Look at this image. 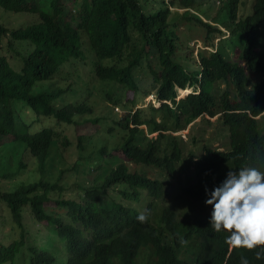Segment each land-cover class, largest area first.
Wrapping results in <instances>:
<instances>
[{
  "label": "trees",
  "instance_id": "1",
  "mask_svg": "<svg viewBox=\"0 0 264 264\" xmlns=\"http://www.w3.org/2000/svg\"><path fill=\"white\" fill-rule=\"evenodd\" d=\"M38 1L0 0L5 12L37 15L25 28L0 24V39L24 45L20 71L0 57V264H20L24 252L28 264H136L139 256L144 264H240L241 256L264 264L255 258L259 248L232 249L228 232L190 215L205 201L197 189L166 204L167 179L185 156L200 189L222 168L264 171V79L252 81L264 75V0H213L208 8L205 0ZM172 9L205 30L198 55L179 35ZM214 21L227 22L229 36ZM217 32L225 38L215 44ZM191 88L178 100L180 89ZM152 94L161 106L140 107ZM121 107L127 113L119 118ZM205 116L218 117L226 149L204 138L188 149L170 134ZM99 136L105 140L92 149ZM66 164L73 173L98 171L94 185L72 183ZM114 191L121 197L103 206ZM143 193L141 223L142 211L127 201L142 204ZM28 208L54 227L45 243L28 237Z\"/></svg>",
  "mask_w": 264,
  "mask_h": 264
},
{
  "label": "rangeland",
  "instance_id": "2",
  "mask_svg": "<svg viewBox=\"0 0 264 264\" xmlns=\"http://www.w3.org/2000/svg\"><path fill=\"white\" fill-rule=\"evenodd\" d=\"M212 2L213 0H205L204 1V3H206L205 8H208ZM71 6L73 7V5ZM172 10L175 13L174 18L175 19L178 18V29L177 30L179 32V35L185 41H187V42H184L186 46H189L187 48H189L191 52H193L195 55H198L199 50L205 48V43H206L205 42V37H206L205 30L201 26H199L198 23H196L195 21L184 20L182 17V14L185 12L184 10H176V9H172ZM212 11H213V16H215L218 10L215 6H212ZM192 12L194 13V11ZM35 18H37L36 14L25 13V12L9 13V12H5L4 10L0 9V24H3L12 29L25 28L27 26L34 25L33 23L36 22ZM202 18L206 22L212 19L210 17L211 19L208 20V18L205 15L202 16ZM214 26L218 28L219 30L223 31L226 34V36H229V28H228L227 22H223L220 24L214 21ZM214 35H215L214 37L215 44H218L222 39L225 38V37L221 38L218 32L215 33ZM232 39L236 40V44H238V40L235 36H233ZM261 41L263 42V47H262V44L260 45V47L262 50V54L264 55V35ZM23 47H24L23 43L11 42L7 38L0 39V57L1 56L7 57L11 66L16 71H20V69L23 66V61H22V57L24 56L23 51H22ZM16 51H18V53H16ZM91 78L93 79V81H95L93 77ZM262 79H264V75L260 73L256 77L252 78V81L258 82ZM59 84L66 85L68 83L63 80V81H59ZM98 86L101 89L102 96L106 97L107 90L104 89L103 84L99 83ZM190 90H191L190 93H193L196 90V88H191ZM181 91L183 90L180 89L178 91V95H179L178 100L183 99L190 94V93L184 94ZM87 95H88L87 90L84 89L82 92L79 93L77 99L81 101L83 99H86ZM150 103L155 104L157 107L161 106L160 103L157 101V96L152 94L149 97H147L144 102L140 103V107L147 106ZM109 104L111 105L112 102L109 101ZM116 113L119 118H122L127 113V111L121 107L119 108V110L116 109ZM217 119L218 117L210 118L209 116H205L198 120L192 121L185 130H182L181 132H178V133L171 132L170 134L173 136V138H176L181 143V145L187 146L188 149L192 147V142L194 139L204 138V139L211 140L212 146L214 147V149L222 151L228 147V139L221 138V137L217 138L219 137V133L222 130L221 126L217 122ZM157 135L158 134H156L155 136ZM147 137L152 138L153 136L147 135ZM100 140H105V138L101 136L97 137L95 139L94 146H92V149H94L95 146L97 148L100 147V143H99ZM183 161H184V164H183ZM193 161L194 160L190 158V156H185L182 161L177 162L176 173L168 177L167 179L168 195L166 197L167 205L173 204V201L181 195L182 189H185V188L197 189L199 192L202 193L204 197V199L202 200H206L207 198H209L205 194L206 184L210 182L212 184V187H211V190H212L214 187L219 186L221 182L226 178V175L228 172L225 170V168H222L218 176H216L212 180L207 181L203 184L202 189L196 188L197 183L195 182V177H194V164L192 163ZM181 162L183 165L181 164ZM69 167H70L69 164H66L63 166V168L67 171V178L72 183H78L79 185H82L85 188H91L94 185V181L98 178V171H93V170L88 171L85 169H81L77 173H73L72 171L69 170ZM211 190H208V192L210 193ZM144 194L145 193H143V195L141 196L139 200V201H142V204H138L131 200L127 201V203L143 212L146 204L148 203L147 199L143 197ZM115 197H121V195L116 191L112 192V194H105L103 196L101 203L105 207H110ZM186 204L188 203L187 202L180 203L175 206V209L177 211H180V210L182 211L186 209ZM211 212H212V206L206 205L203 202V203H197L196 207H193V210H191L190 215H192L193 217H197V218L201 216L203 218L210 219ZM24 217H25L24 222H25L26 229L28 231L29 238H33V239L38 240L41 243H45L49 238H51V236L56 235L54 227L48 224L39 223L34 218L32 209L30 208L26 209ZM7 232L12 233L10 225H7L6 227V233ZM19 237H20V231L19 229H17L15 234L13 235V238L17 239ZM143 253H148L147 249H143L142 254ZM139 258L140 256L136 259V264H144L141 262V260L139 261ZM141 258L145 262V260L148 259L149 257H147L144 254L143 256H141ZM28 259L29 257H28L27 252H24L23 255L19 259L20 264H28Z\"/></svg>",
  "mask_w": 264,
  "mask_h": 264
},
{
  "label": "clouds",
  "instance_id": "3",
  "mask_svg": "<svg viewBox=\"0 0 264 264\" xmlns=\"http://www.w3.org/2000/svg\"><path fill=\"white\" fill-rule=\"evenodd\" d=\"M227 172L226 178L210 193L205 188V194L209 198L204 203L212 206L211 227L216 232L224 230L229 233L225 243L232 249L254 251L259 248L260 251H255V258L262 259L264 258V171L254 166H244L238 171ZM137 220L144 223L147 220L146 213H140ZM180 243L186 245L188 241L181 239ZM240 264H249V260L241 256Z\"/></svg>",
  "mask_w": 264,
  "mask_h": 264
},
{
  "label": "bare ground",
  "instance_id": "4",
  "mask_svg": "<svg viewBox=\"0 0 264 264\" xmlns=\"http://www.w3.org/2000/svg\"><path fill=\"white\" fill-rule=\"evenodd\" d=\"M39 1H40V0H39ZM39 1H38V3H39ZM43 2H44V1H43ZM44 8H45V6H44ZM97 22H98V21H97ZM86 23H87V22H86ZM90 23H91V22H90ZM90 23H89V24H90ZM89 26H90V25H89ZM91 26H92V25H91ZM91 26H90V27H91ZM98 26H99V25H98ZM98 26H97V27H98ZM92 27H93V26H92ZM94 27H95V26H94ZM94 27H93V28H94ZM101 27H103V26H101ZM93 28H92V29H93ZM104 29H105V28H104ZM181 92L184 93V94H187V93H190L191 90H190V89H187V90H183V91H181ZM199 93H200V92H199ZM226 129H227V127H226ZM229 134H230V133H229ZM229 139H230V138H229ZM180 161H181V160H180ZM181 164H182V162H181ZM183 164H184V161H183ZM183 164H182V165H183ZM176 166H177V165H176ZM169 190H170V189H169ZM199 207H200V206H199ZM203 210H204V209H203ZM197 211H198V210H197ZM201 213H202V212H201Z\"/></svg>",
  "mask_w": 264,
  "mask_h": 264
}]
</instances>
